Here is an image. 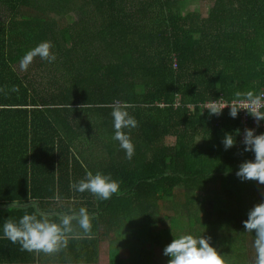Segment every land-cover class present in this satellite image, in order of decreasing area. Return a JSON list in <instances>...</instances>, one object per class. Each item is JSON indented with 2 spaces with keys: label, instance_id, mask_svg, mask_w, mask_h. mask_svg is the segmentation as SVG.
I'll list each match as a JSON object with an SVG mask.
<instances>
[{
  "label": "trees",
  "instance_id": "16d2710c",
  "mask_svg": "<svg viewBox=\"0 0 264 264\" xmlns=\"http://www.w3.org/2000/svg\"><path fill=\"white\" fill-rule=\"evenodd\" d=\"M209 1L204 15L182 13L184 0H0V201L92 200L99 225L127 211L121 223L150 246L136 263L161 241L149 230L155 209L159 222L162 210L184 215L174 230L193 218V230L247 232L264 185L236 173L254 153L238 119L201 105L264 91V0ZM44 41L57 59L22 70ZM117 101L138 121L124 129L131 159L113 139ZM226 133L236 140L227 150ZM86 171L110 174L120 191H76ZM211 185L209 207L197 193Z\"/></svg>",
  "mask_w": 264,
  "mask_h": 264
},
{
  "label": "clouds",
  "instance_id": "9594fccd",
  "mask_svg": "<svg viewBox=\"0 0 264 264\" xmlns=\"http://www.w3.org/2000/svg\"><path fill=\"white\" fill-rule=\"evenodd\" d=\"M50 41H44L33 49L27 51L20 61L22 70L38 56L49 63L57 57L51 51ZM128 103L115 102L112 110L114 120L113 139L119 142L121 149L125 151L126 158L131 159L135 148L129 133L124 129L138 127V121L129 114ZM225 107H230L229 115L236 118L239 111L246 110L255 118L257 125L264 121V91L256 93L236 92L231 103H222L219 100L211 102L205 107L210 114L220 115ZM239 135V129L237 130ZM225 149L236 144L235 137L226 133L222 141ZM241 143L244 152H253L254 160H247L240 164L236 175L241 180H254L264 185V133L255 134L254 129L245 128ZM78 192L88 191L101 200H108L120 191V181L112 179L99 171L93 174L86 171L85 177L78 183L71 185ZM30 199V198H29ZM15 201L9 206H14ZM33 212H25L18 220L9 217L3 223V236L11 243H19L21 251L54 255L65 249L69 238L83 235L92 238L93 220L95 215H90L86 207H80L78 211L48 212L41 211L35 202L30 201ZM247 232H255L253 247L255 250L254 264H264V201L256 204L248 213L247 220L243 221ZM210 237L194 236L193 234H181L174 236L170 244L164 248V255L170 257L167 264H229L215 247L210 244Z\"/></svg>",
  "mask_w": 264,
  "mask_h": 264
},
{
  "label": "crops",
  "instance_id": "0c3cea01",
  "mask_svg": "<svg viewBox=\"0 0 264 264\" xmlns=\"http://www.w3.org/2000/svg\"><path fill=\"white\" fill-rule=\"evenodd\" d=\"M30 201L35 202L41 211L68 212L80 207H86L90 215H95L93 220L92 238L81 235L69 238L65 249L54 255L21 251L19 243L13 244L3 236V223L9 217L18 220L25 212H33ZM14 206L9 207L11 201H0V264H167L170 257L164 255V248L172 242L174 236L181 234H193L194 236L210 237L211 246L215 247L229 264H254L255 250L253 241L255 232L243 231H197V230H174L169 228L170 223L159 222L158 211L155 209L153 222L149 225L152 234L160 235L161 241L157 240L154 256L149 261L135 262L139 252L150 249L146 240L139 243L129 235L125 221L121 223V216L127 211L118 213L119 221L108 219L100 225L98 217L93 209V201L88 200H46V201H15ZM118 224V228L116 226ZM189 224V223H188ZM165 226V227H164ZM156 236V238H157ZM151 238V236H150ZM160 241V243H158ZM142 247V249H141ZM144 247V248H143Z\"/></svg>",
  "mask_w": 264,
  "mask_h": 264
},
{
  "label": "rangeland",
  "instance_id": "374dc122",
  "mask_svg": "<svg viewBox=\"0 0 264 264\" xmlns=\"http://www.w3.org/2000/svg\"><path fill=\"white\" fill-rule=\"evenodd\" d=\"M211 6H212V3L209 0H184V3H183L182 8H181V12L182 13H188V12H193V11H199V12L203 13L204 15H208ZM68 21H69V19H68ZM251 185H253L252 187H255V186L257 187L258 182L255 181ZM212 191H213V185L209 186V188L206 189V192L197 193V200L198 201L206 200L208 203L207 205L210 207L211 202H212V195H213ZM182 192H183L182 189L176 190V193H182ZM220 195H222V193ZM196 209L199 210V207H197ZM162 214H164V215L166 214L165 216H168V214H170V216L166 217L167 224L168 223L173 224V222L171 221L172 219H174V220L180 219L181 220V218L184 216V215L180 214L179 216L175 215L173 217L171 211L166 212V210H162ZM186 222H187V226L184 227L182 224H180V229L193 230V226L191 227V225L193 223H195V219L183 218V223H186ZM191 222H192V224H191ZM174 223H178V221H175ZM188 223L190 224V226H188Z\"/></svg>",
  "mask_w": 264,
  "mask_h": 264
},
{
  "label": "built area",
  "instance_id": "2783aa9c",
  "mask_svg": "<svg viewBox=\"0 0 264 264\" xmlns=\"http://www.w3.org/2000/svg\"><path fill=\"white\" fill-rule=\"evenodd\" d=\"M222 103H231L225 100H219ZM214 102V101H212ZM211 102L206 103L204 105H201V109L203 111L209 112L207 109H205V107L207 105H209ZM191 110H194V108H191ZM264 110V109H262ZM230 112V107H225L222 111V113L219 115L221 116L223 113H227L229 114ZM236 119L239 120V123L241 124V139L243 140V136H244V129L245 128H250V129H254L255 130V134L259 135L261 133H264V121H260L259 125H257V122L255 120L254 117H252L251 115L248 114V112L246 110H241L239 111Z\"/></svg>",
  "mask_w": 264,
  "mask_h": 264
}]
</instances>
